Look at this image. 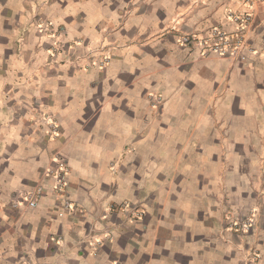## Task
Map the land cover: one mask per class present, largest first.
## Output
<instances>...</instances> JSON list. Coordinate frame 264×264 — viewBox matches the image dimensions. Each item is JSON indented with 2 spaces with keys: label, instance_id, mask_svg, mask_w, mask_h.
Masks as SVG:
<instances>
[{
  "label": "crops",
  "instance_id": "1",
  "mask_svg": "<svg viewBox=\"0 0 264 264\" xmlns=\"http://www.w3.org/2000/svg\"><path fill=\"white\" fill-rule=\"evenodd\" d=\"M247 9L244 56L178 42ZM27 258L264 264V2L0 0V264Z\"/></svg>",
  "mask_w": 264,
  "mask_h": 264
},
{
  "label": "built area",
  "instance_id": "2",
  "mask_svg": "<svg viewBox=\"0 0 264 264\" xmlns=\"http://www.w3.org/2000/svg\"><path fill=\"white\" fill-rule=\"evenodd\" d=\"M261 1L264 0H254ZM227 19L233 25L234 29L227 30L222 26L214 25L209 27L207 30L198 33H183L180 35L178 42L182 46L199 47L203 55L218 54L221 56H233L241 57L244 56V49L247 47L246 32L253 21L252 10L247 9L244 11H227ZM44 29H50L53 27V22L49 21ZM94 54L88 52L85 54L86 60L92 61ZM111 60L110 55H105L100 60L94 62L98 67L107 65ZM162 96H156V102H161ZM55 129V128H54ZM58 178V177H57ZM43 194V188L38 186L36 189L17 195L14 201V205L26 203L30 207H36L39 197ZM71 208V204H67ZM255 223V215H251L246 219L239 220L234 219L229 223V228L239 231L241 233H247ZM252 259H257L259 256L258 252L252 253ZM21 264H40L36 261H32L27 258L21 262Z\"/></svg>",
  "mask_w": 264,
  "mask_h": 264
},
{
  "label": "rangeland",
  "instance_id": "3",
  "mask_svg": "<svg viewBox=\"0 0 264 264\" xmlns=\"http://www.w3.org/2000/svg\"><path fill=\"white\" fill-rule=\"evenodd\" d=\"M251 213V212H250ZM230 216V215H229ZM232 216V215H231ZM249 217V215L247 216V215H242V214H237L236 215V217H232V219L230 220H228L227 219V221H226V225H227V227H229V223L232 221V220H234V219H239V220H243V219H246V218H248ZM232 230H234V229H232ZM235 231V230H234ZM249 232V231H248ZM241 233V232H240ZM241 234H243V233H241ZM244 234H246V233H244Z\"/></svg>",
  "mask_w": 264,
  "mask_h": 264
}]
</instances>
